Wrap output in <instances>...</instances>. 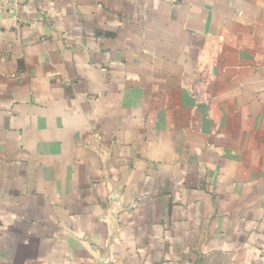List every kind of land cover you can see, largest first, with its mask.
Segmentation results:
<instances>
[{"label": "crops", "instance_id": "obj_1", "mask_svg": "<svg viewBox=\"0 0 264 264\" xmlns=\"http://www.w3.org/2000/svg\"><path fill=\"white\" fill-rule=\"evenodd\" d=\"M0 264H264V0H0Z\"/></svg>", "mask_w": 264, "mask_h": 264}]
</instances>
